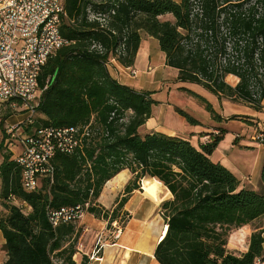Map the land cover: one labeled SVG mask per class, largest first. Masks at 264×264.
Listing matches in <instances>:
<instances>
[{
    "label": "trees",
    "instance_id": "trees-1",
    "mask_svg": "<svg viewBox=\"0 0 264 264\" xmlns=\"http://www.w3.org/2000/svg\"><path fill=\"white\" fill-rule=\"evenodd\" d=\"M63 5L66 19L60 33L67 44L40 74L39 85L47 84V89L36 126L90 125L91 136L81 149L57 154L52 183L43 181L34 193L22 190L11 156L3 158L4 264H87L85 258L74 261L81 229L74 223L53 228L48 213L88 204V214L111 224L130 195L141 190V180L142 195L151 180L171 196L160 205L165 227L153 253L157 264L264 261V154L254 190L210 158L223 138L221 130L199 146L161 132L141 136L138 130L151 118L156 102L150 92L119 83L106 67L111 59L132 67L144 33L158 42L165 66L177 71L176 82L200 86L217 99L245 103L259 112L264 102V0H63ZM94 45L103 52L92 49ZM229 76L237 80L235 85L226 82ZM189 93L214 120L220 119L203 97ZM123 170L131 178L108 211L97 200L105 184ZM13 199L24 206L14 205ZM245 226L252 228L247 251L230 253V233Z\"/></svg>",
    "mask_w": 264,
    "mask_h": 264
},
{
    "label": "built area",
    "instance_id": "built-area-1",
    "mask_svg": "<svg viewBox=\"0 0 264 264\" xmlns=\"http://www.w3.org/2000/svg\"><path fill=\"white\" fill-rule=\"evenodd\" d=\"M64 19L63 0H0V105L6 104L26 116L6 131L7 144L17 149L13 161L20 170V185L26 193L37 192L43 181L52 183L55 156L81 149L91 136L90 125L36 126L41 95L47 89V84L40 87L39 77L46 63L67 44L60 33ZM90 19L104 23L99 16L91 15ZM93 48L103 52L100 46ZM114 61L109 60L106 66ZM124 70L129 77L137 74L131 67ZM262 137L259 134L253 139L262 142ZM13 204L24 206L16 199ZM87 207L88 204L49 212V223L53 228L60 223H79ZM99 240L98 237L97 243Z\"/></svg>",
    "mask_w": 264,
    "mask_h": 264
},
{
    "label": "rangeland",
    "instance_id": "rangeland-1",
    "mask_svg": "<svg viewBox=\"0 0 264 264\" xmlns=\"http://www.w3.org/2000/svg\"><path fill=\"white\" fill-rule=\"evenodd\" d=\"M166 18L170 19V17ZM142 34L145 35L144 33ZM149 43L150 47H148ZM144 45L145 49L141 53L137 65L133 66L137 71L135 77H129L127 71L124 69L123 71H117L116 73L112 68L109 67V69L114 76L119 78V81L122 82L123 85L136 91L151 93V97L156 104L152 108L150 119H153L154 122H158V131L166 135L167 133L172 132L174 135L189 138V133L192 131L211 133L212 129H215L216 131L221 130L223 138L219 141L216 149L212 153V159L214 161H220L222 165L230 169L232 172L237 169L241 172H246L249 175V182H257L262 165L264 144L263 142L252 139V137L254 138L261 134L263 136L262 139H264V131L256 130V125L254 124V122L259 120L263 125L262 129H264V113L255 115L257 111L255 112L254 109L245 103L232 102L226 99L220 100L209 94L200 86L180 84L176 82L177 71L165 66L164 55L159 50L158 42L152 38L150 42L144 40ZM147 49L149 50L148 55ZM149 55L150 58L148 57ZM226 82L231 85L237 83V81L230 76L226 78ZM189 91L203 97L208 103H210L212 109L217 115L215 116L221 118L214 120L205 110L204 106L201 104L202 102L190 94ZM178 110L183 111L190 117L194 118L196 123L189 124L187 120L178 113ZM25 118L26 116L23 113L12 110L8 105H0V164L4 157L11 156V159L13 157L10 148L13 149L14 147L8 145L6 142L7 127L24 121ZM142 127L139 131L141 136L152 131V129L148 130L145 127ZM216 131L213 133H217ZM190 138L194 146L200 145L196 142V136H190ZM14 152L16 154L17 149H15ZM156 183L157 187H159L158 182ZM142 186L143 180L140 182V187L142 188ZM146 188L147 192H145V195L143 196L148 200L162 199V197L163 201L169 199L164 197L165 189L163 187L155 193H151L152 181H148ZM142 191L143 188L141 192ZM138 196L143 197L142 195ZM163 201L156 205L154 211L160 210L159 208ZM126 207L128 211H134L137 209V205L134 202H131V206L127 204ZM149 207L152 208V206ZM108 211H111V208ZM123 211L124 210L119 214L116 223L113 222L109 224L105 221V228L110 234L103 237L99 235V243H97L98 237L94 240V251H100L102 245L109 244L110 240L114 239V236L112 235L114 230L115 233L118 234V232L124 228L130 217L129 214L124 215L125 212ZM4 212L5 210L0 201V216L3 215ZM86 214L87 212L84 213L85 216ZM81 220H83V218ZM79 223H75L78 229ZM162 235L163 233L161 236ZM116 236L117 235H115V237ZM93 237L95 238V236ZM3 243L4 240L0 233V264H4L6 261V255L2 248Z\"/></svg>",
    "mask_w": 264,
    "mask_h": 264
},
{
    "label": "crops",
    "instance_id": "crops-1",
    "mask_svg": "<svg viewBox=\"0 0 264 264\" xmlns=\"http://www.w3.org/2000/svg\"><path fill=\"white\" fill-rule=\"evenodd\" d=\"M144 40L146 42L147 41L150 42L152 38L148 37L147 35H143V34L141 35L140 46L136 54V58L133 66L137 65V61L139 60L141 53L145 49ZM148 47H150V43L148 44ZM148 52L149 50L147 49V55ZM148 57L150 58V55ZM133 66L131 68H133ZM106 67L111 77L116 79L119 83L123 84L122 82L119 81V78H117V76H114L110 72L111 70L109 69V67L112 68L113 71H115V73L117 71L120 72L123 71L125 67L121 66L116 61L110 62ZM235 81L237 80L235 79ZM260 113H264V102L262 103L261 111L256 112L255 115H258ZM254 124L256 125V130L264 131V129H262L263 125L262 123L259 122V120L254 122ZM144 127L148 130L152 129V131L159 132L158 122H154L153 119L147 120L142 128ZM139 131L140 128L138 132ZM215 131H216L215 129H212L211 133ZM211 133L204 131L202 132L192 131L189 133V135L196 136L197 137L196 142L199 145V144H205L206 142H208V140L210 141L209 134ZM167 135L174 136L172 132L167 133ZM190 136L189 138L188 137L186 138L190 141L191 144H193ZM10 151L13 153V157H12L13 160L14 156L16 155L14 152L15 147L13 149L10 148ZM210 158L212 159V156ZM215 162H219L221 164L220 161H215ZM232 173L240 180L242 185L250 187L254 190L258 189L260 171H259L258 180L255 183L249 182L248 179L249 175L246 172H241L240 170L237 169L234 170V172ZM130 178H131L130 172L128 170H123L114 179L108 181L105 184L97 200L98 205H100L106 210H109L110 208L111 210L114 209L118 199L121 198L122 196L121 193L123 192V188L125 184L130 180ZM156 184H157L156 182L152 181V192H151L152 194L158 191L161 187H163L160 183H158L159 187H157ZM147 185L148 182L144 184L145 192H147V188H146ZM141 190L134 191L130 195L127 203L123 208L124 210L123 212L129 214L130 217L124 228L120 230L118 234H116L114 230L112 232L114 239H111L109 244L104 245L97 254H94V249H93L95 245L94 240L99 235L101 237L107 236L110 234V232L106 230L105 228L106 222L104 220L96 219L94 218L93 215L88 213L86 214V216L84 215L83 220H81L79 223V228L82 230L76 247L77 252L76 255L74 256V261L76 263H80L82 259L85 258L87 260V264H157L153 257V253L156 245L159 242V239L161 238V234L164 231V227H165L164 220L162 218L160 210L154 211L156 209V204L146 199L141 194ZM137 194L142 195L143 197H140ZM164 197L169 199L171 198L170 195L166 194V189H165ZM131 202H134L137 205V209L134 211H128L126 207L127 204L131 206ZM149 206H152V208H149ZM262 225L264 226V220L262 222ZM251 233H252V228L249 226H245L231 232L228 239L227 250L235 255H239L246 252ZM92 235L95 236V238ZM115 235L117 236L115 237ZM263 250H264V243H263Z\"/></svg>",
    "mask_w": 264,
    "mask_h": 264
},
{
    "label": "bare ground",
    "instance_id": "bare-ground-1",
    "mask_svg": "<svg viewBox=\"0 0 264 264\" xmlns=\"http://www.w3.org/2000/svg\"><path fill=\"white\" fill-rule=\"evenodd\" d=\"M166 194L170 195L167 190H166ZM163 199H152L150 200L151 202L155 203L156 205H158ZM146 202V201H145ZM149 202V201H148ZM152 205V204H151ZM148 208V207H147ZM150 208V207H149ZM145 210V209H144Z\"/></svg>",
    "mask_w": 264,
    "mask_h": 264
}]
</instances>
